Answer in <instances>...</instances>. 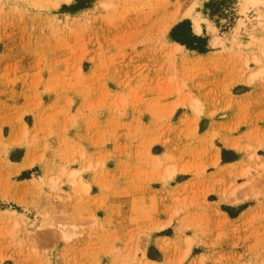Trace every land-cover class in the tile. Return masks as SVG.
I'll return each instance as SVG.
<instances>
[{"label": "rangeland", "instance_id": "1", "mask_svg": "<svg viewBox=\"0 0 264 264\" xmlns=\"http://www.w3.org/2000/svg\"><path fill=\"white\" fill-rule=\"evenodd\" d=\"M194 1L0 0V264H264V4Z\"/></svg>", "mask_w": 264, "mask_h": 264}, {"label": "bare ground", "instance_id": "2", "mask_svg": "<svg viewBox=\"0 0 264 264\" xmlns=\"http://www.w3.org/2000/svg\"><path fill=\"white\" fill-rule=\"evenodd\" d=\"M65 2H71L72 0H64ZM181 3H180V6L178 5L177 6V10H176V13H175V17H174V20L177 21V19H179L180 17L183 18L184 16H189L191 15V10L190 9H186V10H181V6L183 4V2L185 0H180ZM191 1H194V0H191ZM242 1V4H243V11H246L248 9V5L249 4H252L254 6H257L259 7L258 5L259 4H264V0H241ZM193 3V2H192ZM194 3H196V0L194 1ZM202 22H203V17L202 16H198V17H193V25H194V29L197 33H200L202 31ZM253 22V28H249L247 27L244 31V35L248 38V40H252V38H256L255 34H254V31L258 29V27L260 25H263L264 24V11L263 10H257L256 12V20L252 21ZM246 24V21L241 19L239 20L238 24L236 25V29L237 31L240 30L244 25ZM256 24V25H254ZM258 39V38H257ZM175 46H176V49L180 48L181 46H183L182 44L176 42L175 43ZM263 54H264V49L261 51ZM260 58L256 57L255 58V61L257 62H260ZM264 73V67H261L256 73L253 74V76H256V75H259V74H263ZM191 105L192 106H195L196 109L198 108V104L196 103H193L191 102ZM175 174V169L173 168L172 170L170 171H167V178H171L173 177ZM189 248L190 246H192V242L191 240L189 239ZM154 264V263H152Z\"/></svg>", "mask_w": 264, "mask_h": 264}, {"label": "trees", "instance_id": "3", "mask_svg": "<svg viewBox=\"0 0 264 264\" xmlns=\"http://www.w3.org/2000/svg\"><path fill=\"white\" fill-rule=\"evenodd\" d=\"M173 37L177 39L178 41H181L182 43H185L187 46L192 47V43H189L185 38H182L178 36L177 34H174Z\"/></svg>", "mask_w": 264, "mask_h": 264}]
</instances>
